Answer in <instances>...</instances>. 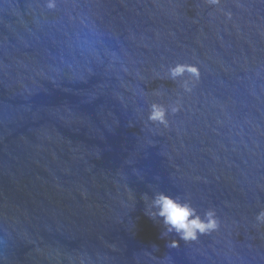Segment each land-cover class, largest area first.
<instances>
[{"label": "water", "instance_id": "95a60500", "mask_svg": "<svg viewBox=\"0 0 264 264\" xmlns=\"http://www.w3.org/2000/svg\"><path fill=\"white\" fill-rule=\"evenodd\" d=\"M261 209L264 0H0V264H264Z\"/></svg>", "mask_w": 264, "mask_h": 264}, {"label": "clouds", "instance_id": "9594fccd", "mask_svg": "<svg viewBox=\"0 0 264 264\" xmlns=\"http://www.w3.org/2000/svg\"><path fill=\"white\" fill-rule=\"evenodd\" d=\"M209 5H219L221 0H206ZM230 16L231 14L228 13ZM190 73L198 81L200 78V69L197 65H186L176 63L169 66L167 70V78L179 82L185 92H190L188 82L183 80L185 73ZM181 110L179 101L171 108V113L175 114ZM169 109L163 105L153 104L147 116V120L153 124L163 125L165 128L169 126L168 120ZM154 207L159 209L157 213L164 218V223L168 226V231H173L179 235L180 239L185 242L195 241L200 235L210 234L217 231L220 227V221L216 216L215 210H209L205 213V218L201 219L197 215L196 210L186 202H181L165 194H158L154 201ZM256 220L264 223V209L256 214ZM178 241H172L171 247H177Z\"/></svg>", "mask_w": 264, "mask_h": 264}]
</instances>
